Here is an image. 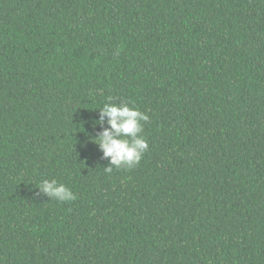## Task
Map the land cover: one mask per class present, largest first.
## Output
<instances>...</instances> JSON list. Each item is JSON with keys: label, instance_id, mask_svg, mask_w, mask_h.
<instances>
[{"label": "trees", "instance_id": "1", "mask_svg": "<svg viewBox=\"0 0 264 264\" xmlns=\"http://www.w3.org/2000/svg\"><path fill=\"white\" fill-rule=\"evenodd\" d=\"M0 264H264V0H0Z\"/></svg>", "mask_w": 264, "mask_h": 264}, {"label": "clouds", "instance_id": "2", "mask_svg": "<svg viewBox=\"0 0 264 264\" xmlns=\"http://www.w3.org/2000/svg\"><path fill=\"white\" fill-rule=\"evenodd\" d=\"M98 110L99 118L93 122V127L100 126L102 130L94 138L102 152V158L108 160V166L103 167L104 172L111 174L113 168H134L148 150L143 132L144 124L150 117L138 108L129 106V102L115 104L111 102V98ZM105 123L107 127H104ZM38 190V194L49 200L69 202L76 199L69 187L55 179L42 180Z\"/></svg>", "mask_w": 264, "mask_h": 264}]
</instances>
